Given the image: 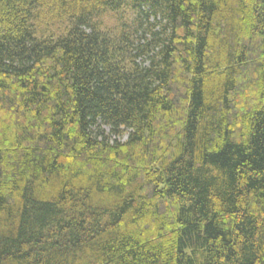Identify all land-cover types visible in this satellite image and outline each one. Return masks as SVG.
<instances>
[{
    "label": "trees",
    "instance_id": "trees-1",
    "mask_svg": "<svg viewBox=\"0 0 264 264\" xmlns=\"http://www.w3.org/2000/svg\"><path fill=\"white\" fill-rule=\"evenodd\" d=\"M0 264H264V0H0Z\"/></svg>",
    "mask_w": 264,
    "mask_h": 264
},
{
    "label": "rangeland",
    "instance_id": "rangeland-1",
    "mask_svg": "<svg viewBox=\"0 0 264 264\" xmlns=\"http://www.w3.org/2000/svg\"><path fill=\"white\" fill-rule=\"evenodd\" d=\"M130 17H131V14H128V13L126 15L124 13L116 14V15L112 13H105L103 16L99 17L98 22L102 23V30L115 33L119 24L129 21ZM136 17L137 15L135 14L133 19H136ZM144 17L145 16H143L142 18L143 23H139L140 18L134 21L136 22V27H141L138 30L139 35L137 37V41L140 38L138 44L145 51V53L140 54V60L146 63L149 60L148 55L151 56V53L150 54L148 53L147 55V52L148 50L151 51V47L153 46L152 41L154 40V32L158 33L159 31H161V28H160V25L153 27L154 24H157V21H155L153 18H150L148 22L146 21ZM106 131L108 132L109 129L106 128Z\"/></svg>",
    "mask_w": 264,
    "mask_h": 264
}]
</instances>
